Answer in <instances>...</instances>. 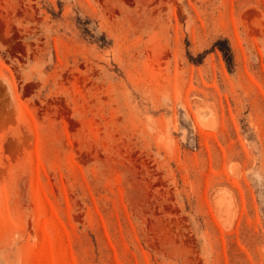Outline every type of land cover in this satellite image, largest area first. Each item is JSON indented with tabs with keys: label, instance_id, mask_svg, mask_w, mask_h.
Returning <instances> with one entry per match:
<instances>
[{
	"label": "rangeland",
	"instance_id": "1",
	"mask_svg": "<svg viewBox=\"0 0 264 264\" xmlns=\"http://www.w3.org/2000/svg\"><path fill=\"white\" fill-rule=\"evenodd\" d=\"M0 264H264V0H0Z\"/></svg>",
	"mask_w": 264,
	"mask_h": 264
}]
</instances>
